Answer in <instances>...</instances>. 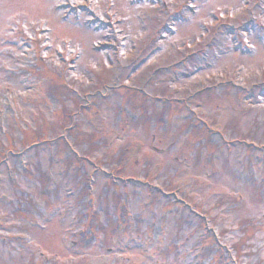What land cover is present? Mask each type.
Masks as SVG:
<instances>
[{"label": "rangeland", "instance_id": "rangeland-1", "mask_svg": "<svg viewBox=\"0 0 264 264\" xmlns=\"http://www.w3.org/2000/svg\"><path fill=\"white\" fill-rule=\"evenodd\" d=\"M66 2L0 0V264H264V0Z\"/></svg>", "mask_w": 264, "mask_h": 264}]
</instances>
